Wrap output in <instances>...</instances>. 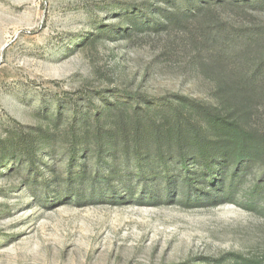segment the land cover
Returning a JSON list of instances; mask_svg holds the SVG:
<instances>
[{"label":"rangeland","instance_id":"rangeland-1","mask_svg":"<svg viewBox=\"0 0 264 264\" xmlns=\"http://www.w3.org/2000/svg\"><path fill=\"white\" fill-rule=\"evenodd\" d=\"M175 5L0 0V264L264 261V156L230 166L233 188L219 198L206 168L182 164L176 147L162 157L154 139L134 141L143 118L172 120L186 101L264 138V96L250 104L233 88L194 43V24H167ZM222 20L264 33L261 11Z\"/></svg>","mask_w":264,"mask_h":264},{"label":"trees","instance_id":"trees-1","mask_svg":"<svg viewBox=\"0 0 264 264\" xmlns=\"http://www.w3.org/2000/svg\"><path fill=\"white\" fill-rule=\"evenodd\" d=\"M168 1V0H167ZM173 14L167 24L177 26L194 24L192 35L196 45L212 51L211 60L223 66L236 80L233 88L245 94L250 104L264 96V33L259 31L250 35L235 31L222 20L223 14L243 13L247 9L264 12V0H175ZM195 4L194 8L182 7ZM186 28V27H185ZM234 30V31H233ZM256 57L249 59L250 56ZM187 102L188 112L174 111L170 119L168 111L159 112L158 123L137 124L133 130L134 141L140 147L141 141L152 138L156 142V154L164 156L166 146L176 147L181 163L201 165L209 173L208 185L220 190L219 198H226L225 186L233 188L234 175L228 174L230 166L248 158L264 156V138L246 130L232 115L207 108L197 103ZM183 106V105H182ZM202 121L205 127L194 121ZM147 130V133L145 131ZM151 136V137H150ZM88 135H74L69 141V151L87 140ZM51 140L50 138H46ZM102 141V136H97ZM27 143H25L26 145ZM141 144V145H140ZM34 146L30 147L33 151ZM138 155H140L139 150ZM142 160V156L138 157ZM142 162V161H140ZM141 167H146L143 165ZM189 170V168H188ZM217 170V171H216ZM231 184H227L228 180ZM206 264H264L262 259L229 253L218 259L205 260Z\"/></svg>","mask_w":264,"mask_h":264}]
</instances>
